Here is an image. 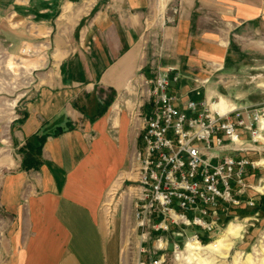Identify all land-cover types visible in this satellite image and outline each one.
I'll use <instances>...</instances> for the list:
<instances>
[{"label": "crops", "instance_id": "1", "mask_svg": "<svg viewBox=\"0 0 264 264\" xmlns=\"http://www.w3.org/2000/svg\"><path fill=\"white\" fill-rule=\"evenodd\" d=\"M248 28L264 33V0H0V55L27 47L22 67L40 71L5 139L0 96V264H118L117 219L102 205L136 145L133 80L151 64L174 67L172 93L212 102L229 36ZM39 138V168L21 170L20 148ZM254 149L232 154L257 161L264 131Z\"/></svg>", "mask_w": 264, "mask_h": 264}, {"label": "built area", "instance_id": "2", "mask_svg": "<svg viewBox=\"0 0 264 264\" xmlns=\"http://www.w3.org/2000/svg\"><path fill=\"white\" fill-rule=\"evenodd\" d=\"M149 71L147 76L140 69L131 84L136 145L121 183L126 184L141 242L161 244L167 242L163 234L171 233L177 252L175 240L201 243L232 210L254 205L243 197L255 189L246 181L248 169L259 165L232 153L255 151L264 131V108L219 111L211 108L215 101L183 100L172 93L180 80L174 67L151 64ZM193 81L205 85L208 79Z\"/></svg>", "mask_w": 264, "mask_h": 264}, {"label": "rangeland", "instance_id": "3", "mask_svg": "<svg viewBox=\"0 0 264 264\" xmlns=\"http://www.w3.org/2000/svg\"><path fill=\"white\" fill-rule=\"evenodd\" d=\"M241 32L242 34L238 32L234 36H229L231 51L220 66L214 67L215 71L209 80L211 90L214 92L212 101L216 102L218 98H223L233 106L258 105L264 108V33L255 36L250 28ZM252 40L258 41L259 50L254 49L256 46L252 45ZM22 50L28 51V48H22L18 55L5 52L0 55L3 139L8 134L7 126L10 121L20 116L22 104L36 86L33 78L35 79L40 72L39 70L28 72L22 67H26L24 60L30 55L29 52L22 53ZM8 61L19 65L12 63L13 68L8 69L6 67ZM258 158L257 173L252 178H246L255 189L249 190L243 197L244 200L252 199L254 205L245 208L248 212L253 210L255 213L246 212L239 215L233 213L232 216L223 219L208 239L204 237L203 241L198 243L201 250L198 251L200 257L196 260L189 257L183 239L177 242L175 240L179 250L173 252L171 242L174 237L171 233L163 234L167 242L163 241L161 244L154 239L141 242V232L134 225L133 209L131 199L127 195L126 184H119L118 181L102 205L105 221L111 222L113 217L117 219L118 264H264V190L261 192L256 189L258 186H264V151ZM5 219V215L0 211V239L8 232V228L2 226ZM230 225L240 228L237 236L227 234ZM191 230L188 229L187 234ZM218 238H222V246L217 249L207 248Z\"/></svg>", "mask_w": 264, "mask_h": 264}, {"label": "bare ground", "instance_id": "4", "mask_svg": "<svg viewBox=\"0 0 264 264\" xmlns=\"http://www.w3.org/2000/svg\"><path fill=\"white\" fill-rule=\"evenodd\" d=\"M232 104L224 101L223 98H218V101H216L215 103L211 104V108L212 109H217L219 111H224L225 109L229 108ZM262 124H264V118H262ZM259 138H260V135H259ZM262 162V161H261ZM257 164H258V161H257ZM259 165V164H258ZM257 190H264V186H258L256 188ZM114 190V189H113ZM237 227V226H236ZM234 227L232 225H230L228 227V230H227V234L228 235H231V236H237L238 235V232L240 230L239 227ZM222 238H218L216 240H214L212 243H210L207 248H212V249H217L219 246H222ZM199 242H196V241H193V240H189L188 242L185 243V246H186V250H187V253H189V257L191 259H198L200 257L199 255V252L201 250V247L199 246L198 244ZM206 248V247H205ZM189 258V259H190ZM187 259V258H186ZM188 261V260H187Z\"/></svg>", "mask_w": 264, "mask_h": 264}, {"label": "trees", "instance_id": "5", "mask_svg": "<svg viewBox=\"0 0 264 264\" xmlns=\"http://www.w3.org/2000/svg\"><path fill=\"white\" fill-rule=\"evenodd\" d=\"M38 145L34 146L30 143H26L24 147L20 148L19 153L22 156L20 169L23 171H29V170H37L40 166V154H41V144L43 143L44 139L39 138L37 139ZM243 211H242V210ZM254 214L255 212L252 210L251 212H248L246 208H237L232 210L235 214H244V213ZM231 216V215H230Z\"/></svg>", "mask_w": 264, "mask_h": 264}]
</instances>
